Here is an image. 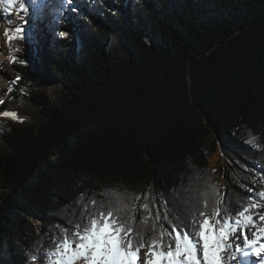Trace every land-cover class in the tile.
<instances>
[{
  "label": "trees",
  "instance_id": "1",
  "mask_svg": "<svg viewBox=\"0 0 264 264\" xmlns=\"http://www.w3.org/2000/svg\"><path fill=\"white\" fill-rule=\"evenodd\" d=\"M34 9L32 43L13 45L35 64L11 63L14 97L0 103L27 118H0V264H41L59 228L118 196L127 211L149 199L181 219L205 193L250 202L218 191L208 158L220 146L264 170V0Z\"/></svg>",
  "mask_w": 264,
  "mask_h": 264
},
{
  "label": "snow or ice",
  "instance_id": "2",
  "mask_svg": "<svg viewBox=\"0 0 264 264\" xmlns=\"http://www.w3.org/2000/svg\"><path fill=\"white\" fill-rule=\"evenodd\" d=\"M19 8L26 11L23 3ZM2 115L17 119L14 112ZM258 197L264 198V191ZM151 205L145 199L127 211L118 196L92 210L85 206L79 221L59 228L53 246L35 258L41 264H249L246 258L254 254L264 264V199L222 203L205 193L186 219L170 218L172 210L153 211Z\"/></svg>",
  "mask_w": 264,
  "mask_h": 264
},
{
  "label": "rangeland",
  "instance_id": "3",
  "mask_svg": "<svg viewBox=\"0 0 264 264\" xmlns=\"http://www.w3.org/2000/svg\"><path fill=\"white\" fill-rule=\"evenodd\" d=\"M45 0H16L15 3L9 4L8 0H0V101L8 100L14 97L11 82L14 81L15 76L11 70V63H24L27 62L28 55L24 54L25 58L15 53V47L13 40L21 38L24 42L32 43V34L35 31V24L33 16L35 14L36 6ZM23 3L25 10L19 8V4ZM21 29L20 33L16 32V28ZM34 55L28 61L31 64H35ZM49 90H53V86L49 83ZM17 120H27L21 113H16ZM1 119L13 120L10 117H3ZM16 120V119H15ZM217 158V161L213 162V158ZM237 158L230 152L222 149L220 146H216L215 150L211 153L208 158V166L210 170L219 168L222 171V175L218 177L217 183L220 185L218 191L221 193L235 192L236 194L243 195L247 198L252 197L253 200L250 202L258 203L260 198L258 197L259 191H264V170H251L246 163L240 162L243 168L239 167ZM236 172L241 176L244 181H239V175L236 176ZM225 173L231 174L237 182L232 183L226 177ZM5 192L0 190V198L4 196ZM8 198V195L5 196ZM193 206L190 207V210ZM34 226L35 229L44 227V221L38 218L26 216ZM36 230V234H37ZM143 251V250H142ZM31 264H37L32 262Z\"/></svg>",
  "mask_w": 264,
  "mask_h": 264
},
{
  "label": "bare ground",
  "instance_id": "4",
  "mask_svg": "<svg viewBox=\"0 0 264 264\" xmlns=\"http://www.w3.org/2000/svg\"><path fill=\"white\" fill-rule=\"evenodd\" d=\"M212 161H213V162L217 161V158H216V157L213 158ZM250 255H251V254H250ZM251 257H252V255H251ZM238 258H239V257H238Z\"/></svg>",
  "mask_w": 264,
  "mask_h": 264
}]
</instances>
